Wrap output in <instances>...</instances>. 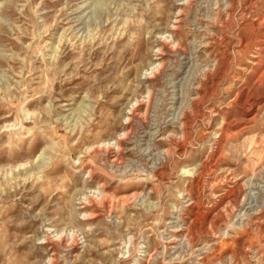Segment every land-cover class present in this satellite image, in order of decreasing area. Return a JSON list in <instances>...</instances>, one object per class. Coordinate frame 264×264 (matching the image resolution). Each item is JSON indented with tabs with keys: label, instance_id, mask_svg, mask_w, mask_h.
<instances>
[{
	"label": "rangeland",
	"instance_id": "374dc122",
	"mask_svg": "<svg viewBox=\"0 0 264 264\" xmlns=\"http://www.w3.org/2000/svg\"><path fill=\"white\" fill-rule=\"evenodd\" d=\"M0 264H264V0H0Z\"/></svg>",
	"mask_w": 264,
	"mask_h": 264
}]
</instances>
